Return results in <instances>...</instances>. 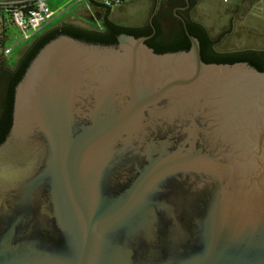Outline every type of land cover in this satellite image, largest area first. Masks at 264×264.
Returning <instances> with one entry per match:
<instances>
[{"label":"water","instance_id":"95a60500","mask_svg":"<svg viewBox=\"0 0 264 264\" xmlns=\"http://www.w3.org/2000/svg\"><path fill=\"white\" fill-rule=\"evenodd\" d=\"M59 35L0 143V264H264V71Z\"/></svg>","mask_w":264,"mask_h":264},{"label":"rangeland","instance_id":"374dc122","mask_svg":"<svg viewBox=\"0 0 264 264\" xmlns=\"http://www.w3.org/2000/svg\"><path fill=\"white\" fill-rule=\"evenodd\" d=\"M249 11L233 7L232 3L221 0H202L193 11V21L202 24L212 38L217 40L216 49L220 52H234L242 49L264 50V7L261 0H243ZM152 0H124L122 5L113 6L110 18L119 25H132L142 20L151 8ZM53 18L49 28L60 23L81 27H99L100 16L89 10V3L79 0H46ZM247 7V6H245ZM90 8V7H89ZM262 8V9H260ZM15 32V28H11ZM43 30L37 35L39 36ZM36 36V37H37ZM20 43L11 53L2 58L6 65L16 62L21 52L36 38Z\"/></svg>","mask_w":264,"mask_h":264},{"label":"trees","instance_id":"16d2710c","mask_svg":"<svg viewBox=\"0 0 264 264\" xmlns=\"http://www.w3.org/2000/svg\"><path fill=\"white\" fill-rule=\"evenodd\" d=\"M88 3L91 9H94L95 7H102L105 9L106 16H102L99 27L88 28L68 23H62L58 26H54L50 28L48 33H42L37 36L25 49L23 55L16 60L15 65L12 68L13 78L8 85L7 98L6 100L4 99V101H1L5 110L2 113V121L4 122L3 126L5 127V132L7 131L11 121L15 86L22 78L32 59L46 43L59 35H67L87 43L116 45L119 35L134 34V29L124 27L111 20L110 15L112 7L117 5L111 3L107 6L104 3L98 4L94 0H88ZM123 3L124 0L118 5H122ZM89 7L88 9L90 10ZM189 34L199 41L201 58L206 63L232 64L235 62H246L258 71H264V50L242 49L234 52H220L216 49L218 44L217 40L212 38L208 30L198 22H192V30H189ZM134 37L137 38L135 35ZM182 37L184 39V43L181 45L171 43V45H168L167 47L159 46L152 49L156 53L187 50L190 47V41L184 33L182 34ZM148 45L151 46L149 43Z\"/></svg>","mask_w":264,"mask_h":264},{"label":"flooded vegetation","instance_id":"af4514ba","mask_svg":"<svg viewBox=\"0 0 264 264\" xmlns=\"http://www.w3.org/2000/svg\"><path fill=\"white\" fill-rule=\"evenodd\" d=\"M151 8L146 12L144 18L132 25H123L124 27L134 29L132 36L145 39V43L151 45L149 47H167L171 43L181 45L184 43L182 34L187 37L186 30H192L193 11L200 5L202 0H152ZM90 10L94 11L96 16L105 15V9L102 7H95ZM98 10V11H97ZM50 28H44L42 33H48ZM41 33V34H42ZM120 36V35H119ZM118 36V37H119ZM188 38V37H187ZM118 41V38H117ZM29 46V45H28ZM27 46V47H28ZM26 47V48H27ZM25 48V49H26ZM25 49L21 52L19 57L23 55ZM18 57V58H19ZM12 65H6L4 60L0 58V143L7 136L11 123L5 132L4 122L2 121V113L5 111L1 101L6 100L8 93V85L12 77Z\"/></svg>","mask_w":264,"mask_h":264},{"label":"built area","instance_id":"2783aa9c","mask_svg":"<svg viewBox=\"0 0 264 264\" xmlns=\"http://www.w3.org/2000/svg\"><path fill=\"white\" fill-rule=\"evenodd\" d=\"M86 1L88 0H79ZM98 4L118 5L123 0H94ZM227 3L228 0H221ZM53 13L46 0H13L0 2V56H8L20 43L36 37L52 21ZM11 28L16 31L12 32Z\"/></svg>","mask_w":264,"mask_h":264},{"label":"crops","instance_id":"0c3cea01","mask_svg":"<svg viewBox=\"0 0 264 264\" xmlns=\"http://www.w3.org/2000/svg\"><path fill=\"white\" fill-rule=\"evenodd\" d=\"M2 1H13V0H0V2H2ZM230 2L232 3V5H234L233 7H235V8L238 7V8L247 9V10L249 9L250 10L251 8L255 7V6L251 7L248 4H245L247 2L243 1V0H228L227 4H229ZM258 5H260V7H261V5H263V7H264V0L259 1ZM245 6H247V7H245ZM260 9H262V8H260ZM60 24H62V23H60ZM60 24H58V25H60ZM48 27L49 26L47 25L46 28H48Z\"/></svg>","mask_w":264,"mask_h":264}]
</instances>
